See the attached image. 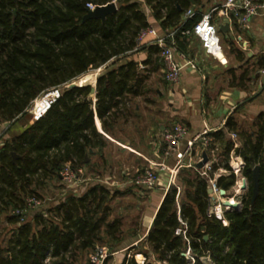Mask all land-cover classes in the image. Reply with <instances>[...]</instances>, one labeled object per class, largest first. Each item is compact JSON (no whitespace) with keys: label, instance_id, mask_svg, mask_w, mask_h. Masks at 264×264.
<instances>
[{"label":"trees","instance_id":"trees-1","mask_svg":"<svg viewBox=\"0 0 264 264\" xmlns=\"http://www.w3.org/2000/svg\"><path fill=\"white\" fill-rule=\"evenodd\" d=\"M212 1L0 0V126L5 128L1 138L26 119L36 99L59 90V97L42 117L0 146V215L14 226L0 245V264H76L97 243L105 239L111 245L118 243L121 222L109 220L114 195L101 183L89 185L82 195L69 194L51 207L33 210L29 219L15 212L27 209L28 199H41L40 190L59 181L65 165L76 170L90 149H102L105 142L94 125V110L106 128L119 98L139 93L135 61L109 67L145 50L161 65L159 48L139 42L141 31L151 28L144 6L161 30L179 28L174 38L182 50L192 36L180 32L192 30ZM110 3L116 10L104 19H84L90 11L87 5L96 8ZM188 10L193 15L185 18ZM227 42L242 64L239 74L229 69L231 85L243 89L255 73L264 70V54L248 58L231 38ZM105 66L108 70L97 76L94 97L89 85L71 86ZM243 124L251 125L244 128ZM229 133L240 140L236 152L245 162L247 188L241 207L225 213L227 226L208 217L206 181L194 171H180L178 184L169 187L157 210L145 250L138 251L146 258L191 264L183 256L189 248L194 264H203L200 258L205 254L212 264H264V114L252 123L231 115L220 130L210 134L225 157L232 148ZM12 152L17 159L13 160ZM255 166L259 182L252 201ZM233 182V175L218 179L224 191ZM179 220L186 224V239L175 233L181 228ZM121 264L136 262L126 258Z\"/></svg>","mask_w":264,"mask_h":264},{"label":"crops","instance_id":"crops-1","mask_svg":"<svg viewBox=\"0 0 264 264\" xmlns=\"http://www.w3.org/2000/svg\"><path fill=\"white\" fill-rule=\"evenodd\" d=\"M139 1L143 2V0ZM224 1L213 0L204 13ZM144 10L151 28L155 29L158 35L164 34L165 31L161 30L158 23L150 16L149 9L144 6ZM213 23L218 28L221 56L225 62L222 63L220 59L207 54L197 37H189L182 50L177 47V59L181 64L193 61L196 68L184 66L179 83L176 85L166 83L162 66L156 61L155 55H149L147 50L121 58L115 65L109 67L113 69L126 61H135L138 64L139 93L136 95L125 93L119 98L120 103L118 107L113 108L112 116L109 120L107 119L106 128L102 127L94 110V125L97 132L102 135L105 144L100 150L90 149L83 164L76 167V171L87 181L90 179L91 184H102L99 178L109 179L108 187L114 186L115 182L120 184V186L110 187L114 196L109 202L111 209L109 220H120L121 228L122 219L125 220L126 215L132 214L130 211L123 214L124 211L120 206L124 203H134L132 212L138 211L135 212L138 218L136 223L128 227L126 233L121 230L119 241L114 245L117 251L138 252L139 247L144 246L146 236L166 192L171 185L178 184V173L186 169L183 168L177 174H171L176 157L164 155L161 139L164 128L173 123H179L185 127V134L179 142V150L183 152L188 142L203 130L209 129V135L220 130L231 115L237 116L240 121L252 123L257 116L264 114V76L261 73H255L253 79L247 82L243 89L231 85L229 69H235L236 74H239L242 64L231 53L227 42L231 38L248 58L264 54V16L253 17L249 29L245 32L238 31L234 22L218 14L214 15ZM225 26L226 29L221 30ZM153 40V36L147 35L141 44L151 46L154 45ZM244 42H246L245 45ZM106 70H108L106 66L101 68L95 72L93 78L91 77V82L79 83V86L89 85L95 88L97 76ZM31 122L25 121L23 126L14 132L10 131L2 138L5 128L0 126V146L4 139L20 133ZM216 144L219 146L218 143ZM204 152L201 143L194 145L195 156H202ZM160 163L165 164L166 168L157 173L158 179L153 190L143 191L126 183L128 178L143 169L150 166L156 169L157 167L154 166ZM186 170L194 171L192 168ZM5 218V215H0V221L3 220L10 225L4 220ZM0 245H4V239L0 241ZM127 253L121 256L119 264L127 258Z\"/></svg>","mask_w":264,"mask_h":264},{"label":"built area","instance_id":"built-area-1","mask_svg":"<svg viewBox=\"0 0 264 264\" xmlns=\"http://www.w3.org/2000/svg\"><path fill=\"white\" fill-rule=\"evenodd\" d=\"M88 9L94 10L93 5H87ZM218 14L236 24L238 31L245 32L249 29L250 21L253 17L262 15L264 16V0H225L220 6L212 8L210 11L203 14L200 21L195 24L192 30L181 31L180 33L185 36H195L200 42L201 47L205 52L218 60L219 54H221L220 49V38L218 36V28L213 23L214 15ZM192 11L188 10L184 17L190 18L192 16ZM179 28L174 30L165 31L164 34L158 35L157 31L153 28H148L141 31L139 35V42H141L147 35L154 37L153 44L159 48V61L162 65L164 72V80L170 85H176L179 83L182 69L184 66H189L192 69L196 68L193 61H187L185 64H181L177 59V42L175 41V34L178 32ZM241 40L240 37H238ZM244 45L246 42L243 43ZM100 69L94 70L98 72ZM264 76V70L260 71ZM44 96V95H43ZM51 96L47 107L40 113L34 114V120L42 117L47 109L50 107L51 103L59 97V90L55 89L51 94H45V97ZM185 127L179 123H173L170 126L163 129L161 132V139L164 146L165 157L174 156L176 157V162L171 168V174H177L181 169L192 168L197 173V175L204 179L207 184V189L211 192L208 194V208L206 214L208 217H213L220 221L224 226L228 225V221L225 217V213L234 209L225 206V201H229L231 204H239L241 207V202L244 193L247 188V180L243 174L245 167V162L243 158L236 152V149L240 147V142L235 133H229V138L232 142V148L230 149L228 156L225 157L220 152V146L213 142V138L209 135L210 130L205 129L202 133L193 138L192 141L188 142L186 149L181 152L179 150V142L185 134ZM201 143L206 155L207 161L202 167L198 168L197 164L202 161V156L194 155V145ZM227 167H224V164ZM154 166V165H153ZM154 167L152 166L143 169L141 172L128 178L127 184L135 186L143 191H151L155 188L157 183V173L159 171L165 170V164H158ZM230 175L234 176V182L225 194H221L222 190L218 185V179L220 177H228ZM59 177L65 182L66 186L69 188L74 187L80 180V176L77 175L76 170L72 169L69 164L65 165L60 171ZM102 184L109 186V179H100ZM114 186H120V184L114 183ZM112 185V184H111ZM110 186V187H114ZM28 201L27 209L16 211V214H21L24 219L26 214L33 208H40V201L37 198H30ZM181 223V228L176 229V235H183L186 239V224L185 222L179 220ZM114 253H110L106 248L95 245L88 257L89 264H105L108 257L113 256ZM185 259L194 264V256L192 255L190 249L188 248L185 253H183ZM131 256L127 254V258ZM136 264H166L165 261H159L154 256H151L147 260L142 254H136L134 256ZM200 260L203 264H212L208 254L201 257Z\"/></svg>","mask_w":264,"mask_h":264},{"label":"rangeland","instance_id":"rangeland-1","mask_svg":"<svg viewBox=\"0 0 264 264\" xmlns=\"http://www.w3.org/2000/svg\"><path fill=\"white\" fill-rule=\"evenodd\" d=\"M95 74V71H91L89 73H87L86 75L80 77L78 80L80 81V84H83L84 82H91V77L93 78ZM253 79V78H252ZM251 79V80H252ZM77 80V81H78ZM88 80V81H87ZM93 80V79H92ZM52 92V91H51ZM51 92H49L48 94H51ZM45 96V95H44ZM40 97L38 99H36L34 101V103L32 104L31 108L28 110V114L26 116V119L20 121L12 130L11 132H14L16 131L20 126H23V124L25 123V120H29V121H33L34 120V113L38 114L39 112L36 109L37 105H38V102L42 100V98L44 97ZM35 110V112H34ZM254 118V117H253ZM251 124H243L242 126L244 128H249ZM221 152V151H220ZM78 175V174H77ZM80 176V175H79ZM94 179V178H93ZM90 180V179H89ZM87 181L86 178H83L82 176H80V180L79 182H77V184L74 186V187H70L69 186L67 187L65 182L62 181V179L59 177V181L57 180H54V181H51L49 183H47V185L42 189L40 190V195H41V199H38L40 201V207H44V208H47V207H51L53 206L57 201L61 200L62 198H64L65 196L69 195V194H74V195H79V194H82L84 192V190H86L89 185H91V180L90 181ZM84 187V188H83ZM134 206V203H124L122 206H120L121 209H123L124 212H122L123 214H127V211L132 214L131 216H128L126 215V218L125 220L122 219L123 221V224H122V228L121 230H123V232H127V229L130 225H132L133 223H136V220H137V216L135 214V212H138V211H134V213L132 212V207ZM113 208H115V206H113ZM36 209H39V208H33L31 211L28 212V216L25 217V219H29L30 216H31V212L33 210H36ZM115 212H113V216L115 217L116 215H114ZM136 217H135V216ZM112 216V217H113ZM134 216V217H132ZM112 219V218H111ZM5 220V219H4ZM12 229V227L8 224H6V222H3V220L0 221V233H1V236H0V241L2 239L5 240V238H7L9 235H10V230ZM122 232V234H124ZM112 243L108 240V239H105L103 242H99L97 243V245L99 246H102L104 248H106L110 253H114L113 256H110L108 257L107 259V262L105 264H119V260L121 258V256H123L125 253H127V251H117L115 250L114 248V245H111ZM111 245V246H110ZM145 250L144 246L142 245L141 247H139V250ZM91 251H89L87 254H84V255H80L77 259V262L76 264H89V260H88V257H89V254H90ZM127 254H129L131 258L134 259V256H136V254H142L140 252H128ZM143 255V254H142ZM127 256V255H126ZM144 256V255H143ZM151 256H149L147 258L150 259ZM135 260V259H134ZM151 261H153L152 259H150ZM147 264V263H145ZM207 264V263H206Z\"/></svg>","mask_w":264,"mask_h":264},{"label":"water","instance_id":"water-1","mask_svg":"<svg viewBox=\"0 0 264 264\" xmlns=\"http://www.w3.org/2000/svg\"><path fill=\"white\" fill-rule=\"evenodd\" d=\"M115 10H116V6L114 3H110V4H107L105 6H98L94 10L89 11L84 19L93 18V17L104 19L107 15L112 14ZM225 29H226V26L221 28V30H225ZM220 61L222 63H224L225 59L221 57ZM76 85H80L77 80L74 81L73 83H71V86H76ZM94 93H95V88L92 87L91 88V95L93 96ZM11 156H12L13 160L18 158V155L14 152L11 153ZM206 161H207V155H206V153H203L202 154V161L197 164V167L198 168L202 167L203 164L206 163ZM252 177H253L252 201H254V199L258 193V182H259V167L258 166H255L252 169ZM210 192H211V190L207 189V193H210ZM221 194L224 195L225 191L222 190ZM225 206H227L231 209H234V210H238L240 208L239 204H231L229 201H225ZM204 239L207 240L208 237L205 236Z\"/></svg>","mask_w":264,"mask_h":264},{"label":"bare ground","instance_id":"bare-ground-1","mask_svg":"<svg viewBox=\"0 0 264 264\" xmlns=\"http://www.w3.org/2000/svg\"><path fill=\"white\" fill-rule=\"evenodd\" d=\"M219 57L221 58V54H219ZM223 58V57H222ZM78 83H80V81L78 80ZM51 99V96H48V97H45V98H42L41 101L38 102V105L36 107L35 110H37L39 113L42 112L46 107H47V104L49 103ZM34 110V112H35ZM35 114V113H34ZM37 114V113H36Z\"/></svg>","mask_w":264,"mask_h":264}]
</instances>
